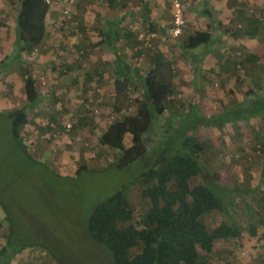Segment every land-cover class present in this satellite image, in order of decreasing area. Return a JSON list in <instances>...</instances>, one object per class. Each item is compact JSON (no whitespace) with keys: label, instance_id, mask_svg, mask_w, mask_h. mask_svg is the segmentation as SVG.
<instances>
[{"label":"crops","instance_id":"crops-1","mask_svg":"<svg viewBox=\"0 0 264 264\" xmlns=\"http://www.w3.org/2000/svg\"><path fill=\"white\" fill-rule=\"evenodd\" d=\"M29 1L0 0V65L19 54L17 60L8 61L11 64L0 76V113L23 111L27 123L20 130L22 143L29 144L28 149L39 157L45 156L49 147L55 152L51 154L55 165H66L71 151L72 155H80L84 140L77 145L72 143L71 134H66L61 124L77 112L86 92L92 89L98 100L107 101L114 96L113 56L109 44L101 42L104 32L110 33L116 50L130 48L128 54L121 51L126 55L129 61L126 66L131 70L136 68L142 73L147 72L152 67L150 57L157 53L171 62L175 71V94L177 89L184 101L196 104L206 117L220 114L223 106L253 100L255 95L260 96L264 91V0H181L185 18L183 35L178 39H167L172 40L173 47L163 44L167 42L164 38L162 41L155 39L154 48H146L149 53L145 55L144 62L141 42L137 39L140 25L159 32L166 31L171 23V1L86 0L70 7L76 13L73 19H63L62 8H49L45 16L44 38L34 49L38 56L34 60L39 61V65L33 70V77L36 83L44 81L45 84H37L38 102L29 106L18 65L31 58L26 52H18L17 46V19L22 3L29 6ZM206 11L212 14L213 26ZM58 22L64 27L57 28ZM194 31H209L212 41L185 51L183 39ZM67 46L74 50L84 49L86 60L92 66L73 62ZM92 74L99 75L97 84L93 82ZM251 90L255 92L252 95ZM131 96L137 98L141 95L132 91ZM216 102H219L216 110L207 104ZM57 119L62 122L58 123ZM91 130L96 132L94 127ZM221 130L235 134L228 136L229 142L236 143H229L231 148L227 151L230 158L236 154L234 162L243 169L239 177L242 183H252L250 190L244 189L252 193L260 188L264 192V115L238 124H226ZM83 132L84 129L76 126L72 134L78 137ZM99 136L97 133L95 139ZM242 186L239 190L245 193ZM38 262L43 264L47 261L29 250L18 254L12 263Z\"/></svg>","mask_w":264,"mask_h":264},{"label":"trees","instance_id":"trees-1","mask_svg":"<svg viewBox=\"0 0 264 264\" xmlns=\"http://www.w3.org/2000/svg\"><path fill=\"white\" fill-rule=\"evenodd\" d=\"M49 8L42 0H30L29 6L22 3L17 19L18 52L30 55L40 46ZM206 14L213 26L212 14L207 11ZM102 34L104 38L101 42L109 44L113 55V112L120 115L130 106L135 110L112 121L104 134L98 137V144L117 151L114 162L122 156L140 155L146 151H151V160L148 169L135 182L145 204L138 218L132 211L127 186L92 208L87 231L96 242L106 247L114 264H208L207 258L216 243L241 240L242 229L224 221L209 229L205 219L214 212L230 218L233 199L243 193L215 180L205 170L201 160L205 147L203 130L263 116L264 91L260 96L255 95L253 100L223 106L218 115L206 117L199 112L196 104L190 103L184 111L182 108L171 110L166 117L175 86L172 63L157 53L150 57L152 67L147 72L142 73L136 68L131 70L126 66L129 63L126 55L114 48L110 33ZM211 41L209 31H194L183 39L182 47L185 51H192ZM79 50L83 51H76ZM68 54L73 62L82 65L85 51L81 58H77L76 53L74 57ZM18 55L11 60H17ZM34 59H25L18 65L29 106L38 102L37 84L41 85L33 77V70L39 65ZM9 65L8 62L1 63L0 76ZM99 78L97 74L92 80L97 84ZM132 91L140 92L141 96L132 97ZM92 93V89L86 92L81 105L85 112L96 113L97 101ZM254 93L250 91V95ZM0 116L2 119L9 118L17 148L25 152L26 147L20 138V130L27 123L25 113L16 110L0 113ZM129 132L133 134L132 144L126 148L123 140ZM246 209L249 214L256 213L249 203ZM30 246L16 248L13 241L7 238L6 243L0 246V264H12L21 252L32 251Z\"/></svg>","mask_w":264,"mask_h":264},{"label":"rangeland","instance_id":"rangeland-1","mask_svg":"<svg viewBox=\"0 0 264 264\" xmlns=\"http://www.w3.org/2000/svg\"><path fill=\"white\" fill-rule=\"evenodd\" d=\"M55 7H63L61 0L56 2L53 8ZM75 15L76 13L72 11V16ZM59 24L60 22L56 25L57 28L62 27ZM140 27L138 34L148 28L144 24ZM157 33L160 35L157 39L164 38V41H167L163 44L174 46L172 40H167L170 37H164L165 31H157ZM138 34L137 39H139ZM155 42L154 40L149 47L141 42L143 62L145 55L149 53L146 48L153 49ZM134 46L139 45L134 44ZM59 49L61 52V48ZM120 49L125 50L127 54L130 51V48L125 47ZM70 55L74 57L73 54ZM8 61H11L10 57ZM81 61L85 65L92 66L86 57L81 58ZM61 65L65 66V64ZM96 76L97 74H92L94 79ZM178 93L176 89V94ZM173 94L166 117L169 116V111L179 108L184 111L189 105V101H184L183 96L175 94V89ZM93 96L97 101L96 113L85 112L81 105L82 100L79 108L76 109L77 112L69 115L61 124L62 128L65 123L74 124L70 132H66L71 134L72 143L77 145L84 140L79 150V158L72 155L71 151L66 165L54 164L51 154L55 152L49 147L43 157L29 150V144L23 143L25 147L27 146L25 152L18 149L9 126L11 121L8 117L2 119L0 116V246L6 243L7 238L13 241L16 248H20L21 245H31L29 249L35 254L42 255L47 261L43 264H114L106 247L89 235L87 220L96 204L127 186L132 211L138 218L145 204L140 198V190L135 182L148 169L151 151L140 155L122 156L114 162L117 151L100 146L95 136L97 133L103 135L107 129L106 125L108 127L112 121L135 109L130 106L122 114L117 115L112 108L113 98L105 101V99L98 100L95 94ZM218 103L207 104L216 110ZM61 119H57L58 123L62 122ZM76 126L78 129H84L78 137L73 135L75 133L72 134ZM93 127L96 132L91 130ZM231 135L235 134L223 133L221 128L203 130L205 141L201 156L203 166L215 180L222 184L224 182L229 188L239 190L243 185V191H246L244 187L250 190L249 186L252 183L245 185L239 179L243 169L234 162L237 159L236 154L233 155L234 158L228 155L227 150L231 148L229 143H236L227 140ZM132 136V132L126 134L123 140L124 147L131 146ZM196 181L198 182L199 179ZM259 189L236 196L230 207V218L218 212L207 216L205 223L209 229H213L223 221L242 229L241 240L216 243L213 252L207 258L208 264H264V192ZM248 203L256 213H248L246 209Z\"/></svg>","mask_w":264,"mask_h":264},{"label":"built area","instance_id":"built-area-1","mask_svg":"<svg viewBox=\"0 0 264 264\" xmlns=\"http://www.w3.org/2000/svg\"><path fill=\"white\" fill-rule=\"evenodd\" d=\"M46 5L49 7H54L56 5L55 0H42ZM85 0H61L63 7H62V17L63 19H69L72 17V10L70 7L77 3H82ZM171 6H172V15H171V25L166 29L164 37H170L172 39H178L182 36L183 30L185 28V18H184V7L181 2V0H170ZM62 26V23L60 24ZM138 38L143 41L145 45L148 47L151 45V43L157 39L160 38L159 33L154 30H150L149 28L143 30L138 34ZM163 39V38H162ZM67 50L69 53L74 54L76 53L77 58H81L83 56V51H76L72 47L67 46ZM37 52L34 50L30 55H28L29 58H36ZM45 84L44 81H41V85L43 86ZM94 112H96L94 110ZM74 124L68 122L63 125V131L70 132V130L73 128Z\"/></svg>","mask_w":264,"mask_h":264}]
</instances>
